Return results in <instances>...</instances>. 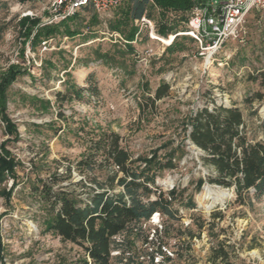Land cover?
Masks as SVG:
<instances>
[{
    "label": "rangeland",
    "instance_id": "1",
    "mask_svg": "<svg viewBox=\"0 0 264 264\" xmlns=\"http://www.w3.org/2000/svg\"><path fill=\"white\" fill-rule=\"evenodd\" d=\"M199 1L208 4V0ZM38 8L35 0H0V75L12 66L27 71L7 93L6 115L17 138L7 133L0 120V145L19 165L11 192V176L0 182V264H75L78 248L43 234L42 214L28 187L29 182L45 180L54 171L61 173L63 165L78 161L87 141L101 132L119 135L136 166L152 163L151 200L159 193L167 198L175 192L167 200L177 220L168 221L156 213L158 218L143 224L142 236L152 243L136 242L139 262L146 264L147 253L165 247L174 255L165 264H212L211 249L223 241L227 263L264 264V196L252 201L251 207L241 206L234 202L232 191L208 184L205 180L212 172L201 165L202 152L186 138L188 117L215 104L237 106L249 130L263 119L264 100L250 107L244 101L255 92L264 94L249 80L264 68V12H251L238 35L216 51L186 35V21L176 18L177 32L170 35L176 38V49L166 53L171 44L164 45L155 35L151 38L148 25H136L130 48L123 36L111 33L108 23L117 12L97 18L95 25H91V13L81 12L69 25L79 30V36H59L49 40L46 49L32 48L33 34L44 27ZM27 10H34L37 18L21 17ZM151 15L155 31L158 13ZM123 31L127 34L129 28ZM89 75L96 81L97 99L88 93L80 101L55 99V93L65 92L64 82L86 88ZM162 82L169 85L168 96L156 103L155 110L142 111L140 103L152 98ZM169 154L174 155L175 168L157 172V163ZM82 179L72 172L73 183ZM206 187L211 190L210 199H203ZM215 213H221L222 220L213 219ZM195 219L214 223L215 228L199 230ZM159 226L157 236L154 231ZM186 227L195 235L191 240L180 235Z\"/></svg>",
    "mask_w": 264,
    "mask_h": 264
},
{
    "label": "trees",
    "instance_id": "2",
    "mask_svg": "<svg viewBox=\"0 0 264 264\" xmlns=\"http://www.w3.org/2000/svg\"><path fill=\"white\" fill-rule=\"evenodd\" d=\"M191 8V0H135L113 11L117 13L109 21L108 30L123 36L130 48L138 31L135 22L142 17L151 21V12L157 11L155 35L166 39L177 32L173 20L179 18L180 23H187L186 14ZM88 13L92 14L91 25H95L98 16L91 11ZM77 17L37 29L32 37V48L59 36L69 39L79 36V30L69 26ZM125 28H129L127 34L123 31ZM175 49L176 38L165 52L172 53ZM23 74H27L26 69L12 66L0 75V120L6 125L7 133L16 138L15 126L6 115L7 93L16 78ZM249 80L264 89V68L249 76ZM63 85L65 92L55 93V99L60 103L72 99L80 101L83 93L96 99L99 96L93 75L87 77L86 88L65 82ZM168 93L169 85L162 82L152 98L140 103L142 111L155 110L156 103L166 98ZM263 100L264 94L258 91L246 97L244 104L250 107L254 101L261 103ZM59 117L63 118L64 115L59 113ZM187 124V140L202 152L200 163L212 172L205 181L232 191L234 202L238 205L251 207L252 201H259L264 196V117L255 128L249 130L237 106L215 104L212 109L197 110L188 117ZM4 148V144L0 145V182L7 175L11 176L14 180L11 192L16 186L15 170L19 165ZM173 159L174 155L169 154L164 162L157 163V172L175 168ZM143 164V168L136 166V161L122 146V139L115 133L101 132L90 138L78 161L65 167L63 165L61 173L54 171L45 180L29 182V192L42 214L40 224L43 234L78 248L80 255L75 264H144L136 256V242L149 245L152 239L142 236L143 224L148 223L156 213L168 221H176L177 217L167 200L172 199L174 191L168 193L167 198L164 193H159L154 200L150 199L155 186V173H152L150 161ZM114 167H117V171ZM72 172L85 177V181L82 179L73 183ZM211 217L222 220L221 213ZM193 222L199 230L207 227L212 232L215 228L214 223H199L198 219ZM160 233L154 231L157 236ZM182 234L189 240L195 237L188 227ZM222 242L218 248L211 249L212 264H219V261L229 264V256ZM113 252L117 255L113 256ZM156 255H164L161 248L145 255L146 264H154ZM171 260L164 255L162 264Z\"/></svg>",
    "mask_w": 264,
    "mask_h": 264
},
{
    "label": "built area",
    "instance_id": "3",
    "mask_svg": "<svg viewBox=\"0 0 264 264\" xmlns=\"http://www.w3.org/2000/svg\"><path fill=\"white\" fill-rule=\"evenodd\" d=\"M38 3V10L44 15L41 25L51 26L65 22L81 12L91 11L98 18L108 17L113 11L121 6L130 4L135 0H35ZM192 8L188 15L186 23V35L193 38L199 45H207L209 51L218 50L226 41L234 39L245 21V18L253 11L264 12V0H217L209 1L208 4H202L199 0H191ZM21 17L37 18L34 10H27L21 14ZM148 25L150 27V37L155 35L153 22L142 17L135 24ZM116 35V33H114ZM156 36V35H155ZM41 45L46 49V44ZM152 53V50L147 52ZM117 171V167H114ZM154 214L149 222L158 218ZM161 227H158V231ZM162 253L174 258L165 247H161ZM117 254L113 252L114 256ZM163 255V256H164ZM162 255H156L154 264H162Z\"/></svg>",
    "mask_w": 264,
    "mask_h": 264
},
{
    "label": "bare ground",
    "instance_id": "4",
    "mask_svg": "<svg viewBox=\"0 0 264 264\" xmlns=\"http://www.w3.org/2000/svg\"><path fill=\"white\" fill-rule=\"evenodd\" d=\"M154 38H156V37H154ZM156 39H158L164 45H170L171 42L173 41L174 37L170 36V38H168V39H159V38H156ZM210 197H211V190L208 187H206L205 188V194L203 195V199H210Z\"/></svg>",
    "mask_w": 264,
    "mask_h": 264
},
{
    "label": "water",
    "instance_id": "5",
    "mask_svg": "<svg viewBox=\"0 0 264 264\" xmlns=\"http://www.w3.org/2000/svg\"><path fill=\"white\" fill-rule=\"evenodd\" d=\"M209 1H215V2H216L217 0H209ZM225 195H226V194H224V196H225Z\"/></svg>",
    "mask_w": 264,
    "mask_h": 264
}]
</instances>
